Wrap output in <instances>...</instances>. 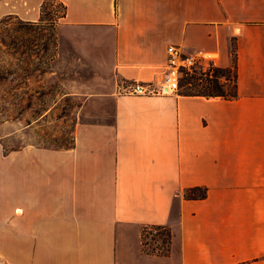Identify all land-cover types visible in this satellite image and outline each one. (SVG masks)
I'll use <instances>...</instances> for the list:
<instances>
[{
	"label": "crops",
	"instance_id": "crops-1",
	"mask_svg": "<svg viewBox=\"0 0 264 264\" xmlns=\"http://www.w3.org/2000/svg\"><path fill=\"white\" fill-rule=\"evenodd\" d=\"M44 1L0 0V20ZM58 1L83 104L70 147L0 140V264H264V0ZM235 42L237 98L126 91L164 82L171 45L230 67ZM152 225L168 253L145 250Z\"/></svg>",
	"mask_w": 264,
	"mask_h": 264
},
{
	"label": "rangeland",
	"instance_id": "rangeland-1",
	"mask_svg": "<svg viewBox=\"0 0 264 264\" xmlns=\"http://www.w3.org/2000/svg\"><path fill=\"white\" fill-rule=\"evenodd\" d=\"M63 10L60 1L49 0L40 22L15 16L0 20V140L7 150L28 144L73 145L83 104L74 92L75 81L87 70L76 56L59 52L57 25ZM234 75V69L226 73L231 86ZM170 239L158 241L161 253H168Z\"/></svg>",
	"mask_w": 264,
	"mask_h": 264
},
{
	"label": "built area",
	"instance_id": "built-area-1",
	"mask_svg": "<svg viewBox=\"0 0 264 264\" xmlns=\"http://www.w3.org/2000/svg\"><path fill=\"white\" fill-rule=\"evenodd\" d=\"M203 59L204 56L200 53H187L181 50L178 46L171 45L168 47L167 71L164 82L158 86L154 82L145 83L137 81L130 84L129 87L126 88V91L133 94L152 95L179 90L185 72H207L212 68V64H205ZM169 230L170 229L166 226L160 225L146 227L143 240L145 250L162 252L161 247L158 245V241H164L168 236L171 238Z\"/></svg>",
	"mask_w": 264,
	"mask_h": 264
},
{
	"label": "trees",
	"instance_id": "trees-1",
	"mask_svg": "<svg viewBox=\"0 0 264 264\" xmlns=\"http://www.w3.org/2000/svg\"><path fill=\"white\" fill-rule=\"evenodd\" d=\"M45 0L43 3V14L47 4ZM62 3V2H61ZM64 10L62 16L66 15V5L62 3ZM233 48V65L230 67H222L212 65V68L207 72L191 73L185 72L184 77L180 83L179 91L187 95H203L207 97H224L227 99L237 98L239 96L238 83V51L237 44ZM234 69V84L231 86L230 78L226 76L227 71ZM209 189L206 186H195L187 189L186 196L193 199H204L208 196ZM170 235L171 231L169 230Z\"/></svg>",
	"mask_w": 264,
	"mask_h": 264
}]
</instances>
